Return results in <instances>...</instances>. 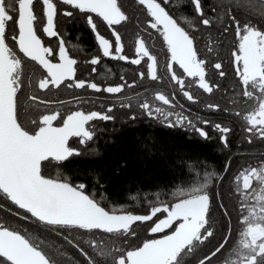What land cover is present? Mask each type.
I'll list each match as a JSON object with an SVG mask.
<instances>
[{"label": "snow or ice", "instance_id": "obj_1", "mask_svg": "<svg viewBox=\"0 0 264 264\" xmlns=\"http://www.w3.org/2000/svg\"><path fill=\"white\" fill-rule=\"evenodd\" d=\"M254 7V0H0V209L74 249L79 259L70 264H264V160L241 166L235 175L234 156L211 170L193 161L187 165L188 179L171 199L156 201L143 213L109 206L99 183L50 174L83 154L96 134L90 122L116 120L117 107L131 110V121H163L205 140L215 131L230 150V125L185 110L177 99L203 102L204 110L220 112L221 104L205 102L203 94L210 98L224 82L234 85L231 107L236 100L244 105L235 115L246 125L248 143L257 137L264 141V13L254 22L238 11ZM61 17L83 18L98 54L90 60L70 54ZM129 29L137 37L134 55L125 54ZM152 30L166 48L163 72L146 42L154 39ZM102 57L137 66L145 61L148 77L170 85L168 92L157 90L151 99L137 100V110L119 96L107 102V110H85L82 98L74 97L79 106L65 113L63 102L41 91L116 95L137 85L136 79L105 85L78 77L83 64L96 73ZM157 101L168 108L154 107ZM231 107L223 111L232 114ZM177 108L181 111L169 110ZM0 264L62 262L38 236L0 222Z\"/></svg>", "mask_w": 264, "mask_h": 264}, {"label": "trees", "instance_id": "obj_2", "mask_svg": "<svg viewBox=\"0 0 264 264\" xmlns=\"http://www.w3.org/2000/svg\"><path fill=\"white\" fill-rule=\"evenodd\" d=\"M254 5L250 11L243 8L238 11L245 17L264 13V3L254 0ZM83 29L79 31L89 44V33ZM228 158V153L222 152L214 141L138 120L120 126H103L89 151L60 170L75 182L90 186L99 183L109 197V206L123 205L130 211L143 213L150 204L171 199V192L188 179L187 165L191 162L206 164L211 170L219 169ZM235 168L233 166V170ZM165 192L168 195H161ZM31 233L45 238L48 250L56 254L62 264L79 259L74 249L64 246L54 235H43L34 228ZM142 233L144 235L143 228Z\"/></svg>", "mask_w": 264, "mask_h": 264}, {"label": "flooded vegetation", "instance_id": "obj_3", "mask_svg": "<svg viewBox=\"0 0 264 264\" xmlns=\"http://www.w3.org/2000/svg\"><path fill=\"white\" fill-rule=\"evenodd\" d=\"M39 11V6L37 8ZM183 14L188 13V9H182ZM261 15H251L247 16V18L253 19L254 22L260 21ZM79 28H84L83 30H87V33H89L90 36V43H85V40H83V34L80 33ZM60 30L67 41V47L69 49L70 54H73L75 58L78 60H90L91 56L94 54H98L99 49L96 42V38L94 34L92 33L91 29L84 23L83 18H78L76 20L71 19H65L63 17L60 18ZM102 34L105 33L104 26H101ZM153 31L154 39L151 41H146L150 46V51L157 55L158 58V72H163V65L166 62V48L161 43L162 38H155V32ZM43 38V37H42ZM136 35L133 33L131 29H129L128 33L125 35V54L134 55L135 54V40ZM47 42V41H46ZM52 43H56V40L53 38ZM208 43H211V41H208ZM154 45V46H153ZM225 53L227 52V49L225 48ZM147 58H145L146 60ZM97 72L92 73L91 72V66L87 64H83L80 69H78V77L79 78H91L95 79L97 82L103 83L107 85L108 83H121V82H127L128 84H131V81L133 79L137 80V85L133 86L132 88H126L123 93L121 94H96L93 93L91 90L84 92L80 89H61L59 92L53 91V92H47L46 90H41L45 93L46 97L55 101L59 100L62 103V106H60L61 112H67L71 110H76L78 105V102L74 97H80L82 98L83 106L85 107V110H107V102L111 100L117 99V96H119L121 99H123L124 104L131 103L133 105V110L136 109L137 100H139L140 103L143 102L144 99L148 98L151 99L154 95V92L157 90H163L166 93L168 92V87L162 86V84L158 81H152L150 77L147 75V66L145 61L142 60V65L137 66L133 65L129 62L124 61H117V60H111L109 58H103L101 63L96 66ZM175 67V66H174ZM141 71L145 72V77L141 78L139 73ZM29 75H33V72L29 70ZM124 77V80H121V77ZM35 78H39V74L35 73ZM218 78V77H217ZM229 80H231V77H229ZM226 85L222 91H218L215 93V95H212L210 98L207 94L204 95V101L207 103L217 102L221 104L222 110L217 113H210L207 110H204V103H198L193 104L191 101H187L186 98L182 96H178L177 99L184 105L185 110H191L193 113H198L200 115H204L209 119H212L216 122H221L225 125H230L233 128V132L229 133V139L230 143L232 145L231 149H226L223 147L220 139H219V133L215 131H211L210 138L206 141H214L215 144H218L219 147H221L222 152L228 153L229 157H235V162L233 166H236V168L233 170V174L235 175L241 166H255L258 164L259 161L264 160V141H261L258 137L253 139V142L251 144L248 143L246 135L243 131V128L246 126L244 121L241 117H238L235 115V112L237 110L243 111L244 105L239 100H236V106L231 107L233 103V97L234 93L231 90L234 85L229 82H224ZM239 90H237L238 92ZM139 93L140 95L137 97L135 94ZM89 100L92 102L89 103ZM154 107H163L168 108L167 105H164L163 102H155ZM231 107V113L223 111L225 108ZM44 106L41 105V110H43ZM176 112L181 111V109H169ZM113 113L117 116V119L114 121H93L90 122L91 126L96 129V134L94 139L89 142L87 146V150L83 152V154L74 156L70 159V161L79 159L83 157L87 151L91 148V146L94 144V142L97 139V136L101 130V128L107 124L109 125H124L127 122H133L129 118L131 116V110L124 108L121 109L117 107L113 110ZM185 114L187 112L185 111ZM35 119V117H32ZM138 120H148L152 123L158 124L161 127H164L169 130L178 131L185 133L187 135L196 136L200 139H202L196 132H194L191 129H188L186 127H168L163 121H156L154 119H137ZM91 130V129H90ZM205 140V139H202ZM73 146H75V138H73ZM69 161V162H70ZM245 162H248L247 165ZM68 163V162H66ZM65 163V164H66ZM64 164V165H65ZM62 167L57 166L50 170V174L55 176L61 173ZM78 183V182H77ZM254 187H258L254 181ZM232 188L234 189V183L232 185ZM259 194V193H257ZM2 203V201H0ZM13 211H15V208H13ZM162 218V217H161ZM0 222H7L10 225L18 226L24 229H27L28 232L31 233V229L33 231L36 229L43 235L45 232H43L41 229H38L34 226H30L28 223L23 222L22 220L14 217L13 215L6 213L2 209H0ZM142 228L140 227L138 231L142 235ZM144 231V229H143ZM35 232V231H34ZM144 235H147L144 232ZM40 239V238H39ZM234 240L238 239V236H234ZM41 241L44 242V246L47 247L48 241L45 238H41Z\"/></svg>", "mask_w": 264, "mask_h": 264}, {"label": "water", "instance_id": "obj_4", "mask_svg": "<svg viewBox=\"0 0 264 264\" xmlns=\"http://www.w3.org/2000/svg\"><path fill=\"white\" fill-rule=\"evenodd\" d=\"M258 1H260V2H261V0H258Z\"/></svg>", "mask_w": 264, "mask_h": 264}]
</instances>
